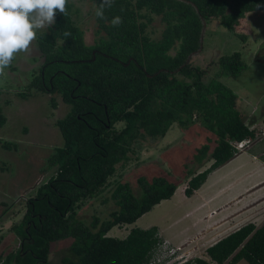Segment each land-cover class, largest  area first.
<instances>
[{
    "label": "trees",
    "instance_id": "1",
    "mask_svg": "<svg viewBox=\"0 0 264 264\" xmlns=\"http://www.w3.org/2000/svg\"><path fill=\"white\" fill-rule=\"evenodd\" d=\"M91 1L96 22L92 44L85 42L70 3L66 15L57 11L51 28L37 30L42 61L18 97L46 94L55 107L59 96L68 109L55 121L61 144L47 158L55 172L26 198L22 217L10 226L18 244L0 253V264H49L54 244L64 240L69 243L61 264H150L164 243L157 226L133 227L122 238L108 232L170 199L180 183L161 173L141 175L136 180L140 193L135 194L130 182L116 181L114 209L88 222L77 213L84 201L109 184L118 164L131 160L136 144L147 137L159 140L174 123L182 131L198 125L210 134L188 159L196 165L185 173L187 197L239 153L234 142L257 138L238 107L237 94L220 80L222 74L237 78L246 69L241 52L219 55L214 62L221 71L207 81L208 69L187 60L200 47L202 20L206 26L218 21L246 42L253 32L250 16L264 14V0ZM100 8L103 17L96 15ZM117 16L122 23L113 25ZM155 21L162 28L154 38ZM5 122L0 100V127ZM1 146L10 150L14 145ZM204 252L176 264H264V221L241 225Z\"/></svg>",
    "mask_w": 264,
    "mask_h": 264
},
{
    "label": "rangeland",
    "instance_id": "2",
    "mask_svg": "<svg viewBox=\"0 0 264 264\" xmlns=\"http://www.w3.org/2000/svg\"><path fill=\"white\" fill-rule=\"evenodd\" d=\"M67 3L71 4L76 23L84 30L85 42L92 44L96 28L93 2L68 0ZM250 20L253 23V32L246 42L235 38L218 21L209 22L203 33L202 48L192 54L190 62L204 70L208 69L203 76V80L207 81L221 71L214 62L219 55L241 52L247 63L246 69L237 78L222 74L220 80L237 94L240 107L244 105V109L249 111L255 107L257 140L250 141L244 149L239 150V153L244 151L252 143L234 162H250V170L246 175H241L238 181H231L229 185L232 187L229 189L232 191L250 178L253 180L257 177V180H261L257 181V189L254 185L243 195L242 200L230 202V213L227 216L235 213L233 217L227 218L225 227L223 224L221 230L212 231L210 237L190 239L177 246L164 242L155 253L156 258L165 260L164 264H176L196 256L203 257L205 247L227 231L239 228L247 222L259 226L264 221V14L251 15ZM152 28L154 31L151 36L158 37L161 25L155 21ZM41 61L42 57L34 40L29 51L17 53L11 66L0 74V100L6 117L5 124L0 127V166L4 163L6 167L4 171L0 169V253L17 246L18 239L10 231V226L22 217L26 198L55 172V166H49L47 158L62 141L55 121L67 112L68 106L60 97H56L55 107L52 106L50 96L46 94H35L28 99L18 97V92L25 90ZM209 135L208 131L198 125L182 131L174 123L159 140L145 138L136 144L131 160L117 165L115 173L108 178L109 184L96 197L84 201L77 210L78 216L88 222L93 215L105 217L113 210L111 190L116 181L130 182L134 193L139 194L136 181L139 176L151 177L161 173L180 183L173 196L153 206L134 223L114 226L108 235L122 238L133 227L148 228L152 225L164 227L166 236H172L174 232L180 234L182 226L175 229L174 225L179 222L182 211V208L175 206L181 197V182L184 181L188 168L196 165L188 161L191 152ZM3 142H10L14 146L10 150L4 149L1 146ZM254 155L257 158V167H252ZM210 163L211 161L205 163L200 170ZM68 243V240H64L54 244L49 264H61L60 259ZM174 251V255L167 257L169 252L171 254ZM237 264L248 263L240 260Z\"/></svg>",
    "mask_w": 264,
    "mask_h": 264
},
{
    "label": "crops",
    "instance_id": "3",
    "mask_svg": "<svg viewBox=\"0 0 264 264\" xmlns=\"http://www.w3.org/2000/svg\"><path fill=\"white\" fill-rule=\"evenodd\" d=\"M240 105L241 104L238 101V107L246 116V123L251 122L252 125L250 128L257 130L258 122L257 116L254 115L255 107L253 106V108L249 111L244 109V105L241 107ZM263 118L264 114L262 117V121ZM248 147L244 151L236 154L235 157L232 158L230 161L211 172L206 178L205 182L197 190H195L193 195H191L190 197H187L184 194L185 183L183 182L182 192L180 193L181 197L178 200L177 205H175L177 208H182L181 215L179 217V222L177 221V223L174 225L175 229L180 225L182 226L180 234L174 232L172 236H166L163 232L165 228H161V226L155 225L158 227L159 235L162 237L164 242L170 245L177 246L179 244L185 243L187 240L190 239L203 238L208 236L210 237V235H212V231H219V229L221 230L223 224V227H225L227 218L231 216L233 217L235 213L234 212L233 214L227 216L230 213L228 212L230 211V209H228L230 202L233 200V202L242 200L241 198L243 197V195L249 192V190H251L254 185H256L255 188L257 189V181L261 180H257V177L253 180L250 178L239 187L232 189V191L231 189H229V187H232V185H229L231 181H233L234 179L238 181V178L241 175H246V172L250 170V162H238L234 164L235 160L241 154L245 153ZM253 158L254 159L252 160L254 163L252 164V167H257V158L255 155L253 156ZM235 229L227 231L221 237L229 234ZM221 237L217 238V240Z\"/></svg>",
    "mask_w": 264,
    "mask_h": 264
},
{
    "label": "clouds",
    "instance_id": "4",
    "mask_svg": "<svg viewBox=\"0 0 264 264\" xmlns=\"http://www.w3.org/2000/svg\"><path fill=\"white\" fill-rule=\"evenodd\" d=\"M67 2L68 0H0V74L11 66L17 53L29 51L30 45L37 38V30L51 28L55 24L57 11L67 14ZM103 3L110 5L111 0H103ZM96 15L103 17L102 8L97 10ZM112 23L118 25L122 20L117 16ZM164 261L163 259L162 262Z\"/></svg>",
    "mask_w": 264,
    "mask_h": 264
},
{
    "label": "built area",
    "instance_id": "5",
    "mask_svg": "<svg viewBox=\"0 0 264 264\" xmlns=\"http://www.w3.org/2000/svg\"><path fill=\"white\" fill-rule=\"evenodd\" d=\"M250 143V140L249 139H244V140H241V141H238V142H234V147L237 149V150H241V149H244L245 146H247V144ZM163 245V244H162ZM170 253V252H169ZM167 254V255H174L175 251L171 254ZM163 259L161 258H156L155 260H153L150 264H155L156 262H160L161 264H164V262H162Z\"/></svg>",
    "mask_w": 264,
    "mask_h": 264
},
{
    "label": "water",
    "instance_id": "6",
    "mask_svg": "<svg viewBox=\"0 0 264 264\" xmlns=\"http://www.w3.org/2000/svg\"><path fill=\"white\" fill-rule=\"evenodd\" d=\"M202 24H203V27H202L201 36H200V47L197 49V51H199L202 48V38H203V33L205 31V28H206V22L204 20H202ZM192 54L189 56L187 62H190V58H191Z\"/></svg>",
    "mask_w": 264,
    "mask_h": 264
}]
</instances>
